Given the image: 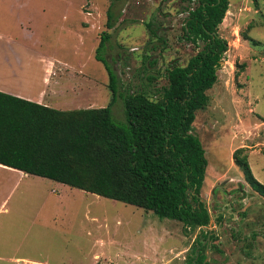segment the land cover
Instances as JSON below:
<instances>
[{
    "label": "rangeland",
    "instance_id": "374dc122",
    "mask_svg": "<svg viewBox=\"0 0 264 264\" xmlns=\"http://www.w3.org/2000/svg\"><path fill=\"white\" fill-rule=\"evenodd\" d=\"M227 2L217 27L227 49L215 83L205 92L207 104L195 113L190 131L206 160L199 198L209 215L207 229L215 235L207 243V262L264 264V198L247 186L233 158L239 150L236 156L246 160L252 177L264 186V0ZM194 6L181 0H0V34L52 59L53 70L67 77L63 84L75 81L72 90L81 94V107L97 109L110 99L106 71L94 58L99 36L109 35L99 55L116 74L117 88L155 99L149 93L166 85L165 71L174 63L184 66L200 49V42L194 47L181 37L185 11ZM108 7L115 18L111 29L105 27ZM16 18L32 27L39 48L34 39L22 38L17 26L8 25ZM147 23L150 30L158 29L156 37ZM21 45L16 48L36 76L35 56ZM146 75L154 79L147 82ZM111 118L124 121L117 99ZM0 177L7 178L0 181L2 198L10 193L8 212H0V264H184L198 234L197 229L185 232L179 222L68 187L62 192L71 198L55 200L53 207L55 195L49 192L58 190L54 183L33 177L13 187L14 175ZM47 194L39 213L46 221L32 223L30 204ZM94 215L103 228L96 230L89 219ZM218 215L221 220L214 222ZM65 219L70 227L64 226Z\"/></svg>",
    "mask_w": 264,
    "mask_h": 264
},
{
    "label": "trees",
    "instance_id": "16d2710c",
    "mask_svg": "<svg viewBox=\"0 0 264 264\" xmlns=\"http://www.w3.org/2000/svg\"><path fill=\"white\" fill-rule=\"evenodd\" d=\"M181 1L195 4L185 11L181 37L201 46L184 66L172 63L165 71L166 85L149 93L155 99L117 88L116 74L99 55L109 38L102 33L94 58L107 74L108 104L57 111L0 93V165L179 222L185 232L197 229L184 264H202L206 236L209 242L215 235L207 229L209 215L199 201L206 160L190 131L195 113L207 104L205 92L215 83L227 49L217 27L228 0ZM114 21L108 7L106 29ZM145 27L156 37L157 28L150 30L149 23ZM153 77L146 75L145 80ZM116 99L122 105V123L111 118ZM238 152L233 158L244 182L264 198V186ZM220 220L219 215L214 218Z\"/></svg>",
    "mask_w": 264,
    "mask_h": 264
},
{
    "label": "crops",
    "instance_id": "0c3cea01",
    "mask_svg": "<svg viewBox=\"0 0 264 264\" xmlns=\"http://www.w3.org/2000/svg\"><path fill=\"white\" fill-rule=\"evenodd\" d=\"M28 21V20H27ZM8 25H15L17 26V29H19L20 32H22L21 37L26 40H35V45L37 44V48H39L38 38H35V34L30 32L32 27L30 28L25 27L28 23H26V20L18 19L14 20L13 22H7ZM94 21H92L93 25ZM87 24V23H86ZM84 24V25H86ZM33 30V29H32ZM21 44L11 40L10 37L4 38L0 34V93L4 95H8L11 97H15L21 100H24L26 102L42 105L57 111H71V110H79V109H90V108H82L81 104L82 101H79V97L81 94L74 95L72 88L74 87V82L71 83V85L66 86L63 84L62 80L67 79L66 76H63L61 74V70L58 69L56 72L53 70V67H56V64L53 61V64L49 63L52 62V59L47 58L43 56L38 51H33L30 49H25L24 46H22V51L24 50L26 53H33L37 64L39 65L37 72L38 74L34 76V70L29 69L27 67V64L25 62V56H20V52L16 47H19ZM22 57V58H20ZM24 61V62H23ZM59 72V74H57ZM64 72H67V70H64ZM72 77H69L71 79ZM34 83H36V86H34ZM67 92H71L73 95H69ZM76 93L78 91H75ZM69 96V97H65ZM92 109L94 108L91 107ZM99 108V106H97ZM0 175L9 177L11 175L15 176V183L13 184V187L15 184L19 183L20 181H27L29 183V179L36 177L24 174L20 171H17L15 169L7 168L0 165ZM7 178L0 177V181H3ZM33 179H44L40 177H36ZM47 180V179H45ZM50 181V180H48ZM53 184L54 188H58V190H50V194H53V200L50 202L53 204L55 200H65V198H71V196L67 192H62L63 189H65L67 186L50 181ZM37 184L36 181L32 182V185ZM31 185V186H32ZM69 188V187H68ZM73 189V188H71ZM77 190V189H75ZM79 191V190H78ZM69 193H73L68 191ZM81 193L78 194H89L85 193L83 191H79ZM93 195V194H90ZM96 197V195H94ZM35 196H32V198ZM38 197V196H36ZM50 197L48 194L46 196L39 195L37 198L36 203H31V212H33L32 216V223H35L36 221L40 224L45 222L42 217L40 216V212L43 210H40L43 206V202L47 200V198ZM8 198H10V193L5 195L2 198V194H0V212H8L7 209V203ZM36 199V198H34ZM33 199V200H34ZM33 202V201H32ZM24 203H21L20 210L24 212L26 209L23 205ZM20 205V204H19ZM57 208V207H56ZM53 211L54 208H53ZM28 212V210H27ZM69 212H63V215H66ZM66 217V216H64ZM91 221H93L96 224V230H99L100 228H103V225L99 222V219L94 215L93 217L89 218ZM98 220V221H97ZM104 222V221H103ZM64 226L70 227L71 222L70 220L65 219L63 221ZM52 224L55 225V219L52 221ZM94 242L98 243L100 246H102V242L99 240H95Z\"/></svg>",
    "mask_w": 264,
    "mask_h": 264
},
{
    "label": "water",
    "instance_id": "95a60500",
    "mask_svg": "<svg viewBox=\"0 0 264 264\" xmlns=\"http://www.w3.org/2000/svg\"><path fill=\"white\" fill-rule=\"evenodd\" d=\"M199 201L204 204V200H202L201 198H199ZM209 224H210V221H209ZM208 235L206 236V242L208 243ZM205 244V248H204V259H203V262L202 264H205V262H207V258H208V244Z\"/></svg>",
    "mask_w": 264,
    "mask_h": 264
},
{
    "label": "flooded vegetation",
    "instance_id": "af4514ba",
    "mask_svg": "<svg viewBox=\"0 0 264 264\" xmlns=\"http://www.w3.org/2000/svg\"><path fill=\"white\" fill-rule=\"evenodd\" d=\"M215 217H216V216H215ZM215 217H214V218H215Z\"/></svg>",
    "mask_w": 264,
    "mask_h": 264
}]
</instances>
